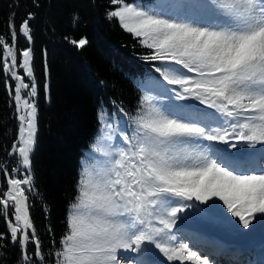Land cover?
<instances>
[{"label":"snow or ice","instance_id":"snow-or-ice-1","mask_svg":"<svg viewBox=\"0 0 264 264\" xmlns=\"http://www.w3.org/2000/svg\"><path fill=\"white\" fill-rule=\"evenodd\" d=\"M110 3L121 6L108 18L142 38L152 50L145 59L159 62L154 70L162 80L155 81L157 94L139 98L134 114L113 102L120 116L115 128L106 111L98 112L100 144L86 156L90 167L77 181L55 264H165L161 254L168 262L212 264L177 243L173 229L213 210L241 234L264 228V0ZM34 16L27 13L19 25L9 18L10 41L0 35V66L16 81L10 94L18 136L9 155L28 170L0 192L18 264L45 260L26 194L33 190L37 132L33 52L22 50L18 60L15 47L18 36L32 41ZM71 43L83 47L87 40ZM257 145L259 155L247 152Z\"/></svg>","mask_w":264,"mask_h":264},{"label":"trees","instance_id":"trees-1","mask_svg":"<svg viewBox=\"0 0 264 264\" xmlns=\"http://www.w3.org/2000/svg\"><path fill=\"white\" fill-rule=\"evenodd\" d=\"M136 1L151 0H123ZM116 7L110 0H0V35L6 40L10 41L9 18L19 25L27 13L35 14L32 41L18 36L15 47L18 60L22 50L30 47L33 52L37 132L31 154L33 190L26 194L44 264H55V253L67 231L81 161L100 130L98 112L110 115L116 110L115 102L134 114L143 96L137 80L153 71L154 62L145 59L151 50L125 32L116 18H108ZM80 38L87 40L83 47L71 43ZM15 83L0 66V192L7 190V180L19 161L18 156L9 155L19 125L10 94ZM0 233L4 234L0 264H18L20 249L12 243L2 216ZM33 250L29 245V251Z\"/></svg>","mask_w":264,"mask_h":264},{"label":"rangeland","instance_id":"rangeland-1","mask_svg":"<svg viewBox=\"0 0 264 264\" xmlns=\"http://www.w3.org/2000/svg\"><path fill=\"white\" fill-rule=\"evenodd\" d=\"M133 3H139L143 5H152L156 3V0H151L148 3H141L139 1H136ZM119 6L121 5H117V7ZM119 25L121 26L120 22H119ZM121 28L125 32L130 33L126 31L122 26ZM130 34L135 37L133 33H130ZM138 39L141 40L142 38H138ZM158 64L159 62H154L153 71L150 74L144 76L143 78L137 80V86L139 90L141 91L142 95H146V94L155 95L157 94V92H159V88H155V81L158 79L162 80V77H160V74L156 73L154 70L155 66H158ZM164 83L166 85V82ZM168 87H172V86H168ZM174 103L182 104L184 102L174 101ZM191 103L201 108L204 107L203 105H198V102L196 101H193ZM188 110L191 111L192 109H188ZM109 118L113 120V128H115L120 118V116L116 113V110L115 112L109 115ZM101 134L102 133L99 131L90 149L85 152L83 160L81 161V177L84 175L85 171L89 169L90 167L89 161L86 159V156L95 145L100 144ZM113 143H115V141H113ZM241 147L243 148V146ZM258 147L260 146L257 145V149ZM257 149L249 148L247 149V152L249 153L257 152V155H259L258 151H255ZM17 169H19V171H15L12 173V177H15L17 179H22L24 175H26L28 172V170L24 169L21 166L19 161H18ZM8 176L10 177V174H8ZM219 203L222 204V202H219ZM190 213H191V210H189L188 213L181 214V215L182 216L189 215ZM228 215L230 216V214ZM232 219L235 220L237 218H232ZM173 233L177 237V241H176L177 243L182 241L183 243L188 245L190 250L196 251L198 252V254L202 256L204 255L208 256L212 264H229V263L228 262H218L217 259L212 258L211 254L206 253V251L201 252V251H204L206 247H203L202 244L201 246L196 245L194 238L196 239L199 238V241L197 242L198 244L201 241L204 242L203 245L205 244V246L209 245V243H212L214 245L218 244L220 245V248L229 250V251H233L235 249H241V248L253 249L257 247H259L262 251H264V228L257 226V228L254 229L253 231L247 232L246 230H244V234H241V232L235 230L231 226V224L228 223V221L224 218L223 214H221L218 210H213V211L206 212V213H199L196 215H189L188 219H182V220L177 221V225L174 227ZM251 253L252 254L248 256V258H246L243 261V263L242 262L240 263L239 261L235 264H248L249 258L253 260L256 254V253H253V251ZM256 258H258V256H256ZM161 259L165 261V264H181L180 261L168 262L166 258L162 256V254H161ZM219 259H220L219 261L222 260V258H219ZM256 262H257L256 260H253L251 263L255 264ZM184 264H191V262L185 261Z\"/></svg>","mask_w":264,"mask_h":264},{"label":"bare ground","instance_id":"bare-ground-1","mask_svg":"<svg viewBox=\"0 0 264 264\" xmlns=\"http://www.w3.org/2000/svg\"><path fill=\"white\" fill-rule=\"evenodd\" d=\"M258 149H260V147H258ZM257 150H255V151H257ZM194 240H195V244L196 245L201 246V244H202L203 247H206V249L204 251H201V252L208 251V249L212 250V248H211L212 245H210L211 243L209 245L205 246V244L203 245L204 242H202L201 240H200L201 242L199 244L197 243L199 241V238H197V239L194 238ZM251 250L253 251V253H256L259 256V260H257V262L255 264H264V251H262L259 247L253 248V249H236L235 251H233V254L235 255V257H237L236 256V254H237V255H240L242 258H245V256L248 257V256H250L252 254ZM214 258H216V257L214 256ZM217 260H218V262H228L229 264H235L236 262L239 261V259H237V260H235V259H226L225 261H219V259H217ZM250 264H252V263H250Z\"/></svg>","mask_w":264,"mask_h":264}]
</instances>
